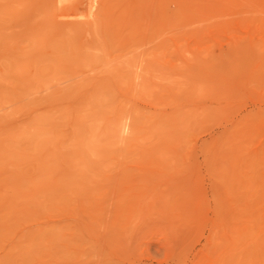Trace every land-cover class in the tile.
<instances>
[{
	"label": "rangeland",
	"instance_id": "rangeland-1",
	"mask_svg": "<svg viewBox=\"0 0 264 264\" xmlns=\"http://www.w3.org/2000/svg\"><path fill=\"white\" fill-rule=\"evenodd\" d=\"M10 1L0 0V54L17 52L30 24L72 21L92 43L94 17L50 24L47 0ZM123 2L111 38H131L133 63L112 78V103L130 129L104 150L112 161L70 167L61 156L35 173V192L10 185L16 175L29 187L31 163L0 167V264H264V0Z\"/></svg>",
	"mask_w": 264,
	"mask_h": 264
},
{
	"label": "bare ground",
	"instance_id": "bare-ground-1",
	"mask_svg": "<svg viewBox=\"0 0 264 264\" xmlns=\"http://www.w3.org/2000/svg\"><path fill=\"white\" fill-rule=\"evenodd\" d=\"M68 5L72 6L70 11L66 9ZM82 6L84 10H81ZM32 7L35 8V5L32 4ZM114 7H118L121 15L127 9L123 0H47L41 10V21L51 24L57 16L70 14L74 17L77 15L76 18L85 15L91 19L94 17L88 28L92 43L84 45L83 40L81 42L83 30L72 26L76 24L72 21L67 23L65 29L56 32L50 25L38 31V27L35 29L30 24V30L20 38L21 48L15 53L0 54V110L11 106V109L8 108L10 112L0 114V167L14 172L22 164L27 167L32 164L28 171L33 176L20 177L24 184L29 183V187L19 185L18 176L12 175L11 187L16 183L19 186L18 189L13 188L15 193L19 188V192H35L40 185V181L34 178L35 173L50 174L61 156L69 162L70 167H87L102 155L107 159L105 162H110L109 159L112 161L114 157L106 155L104 150L111 151L113 145L118 144L114 136L124 139L130 129L123 117L118 116L119 108L116 111L112 103L115 88L112 78L117 75L118 80L133 63L129 60L132 50L128 49L131 38L123 34L117 39L111 38ZM3 19L6 20L0 12V22ZM117 26L121 29L119 24ZM13 36L10 42L17 41L16 34ZM63 79L71 81L65 85L61 81ZM53 86L56 89L50 91ZM43 90L48 92L46 96L39 95ZM20 115H25L24 121H14L5 127L1 125L7 118ZM104 139L107 140L104 142ZM64 150H69L66 151L69 154H64ZM28 159H32V162H28ZM53 180L54 176L50 175L47 182ZM42 192L39 194L42 195ZM44 194L49 196L48 199L54 198L52 194V197ZM0 216L3 221L4 215L3 218ZM4 220L7 221V218ZM55 241L59 243L58 239Z\"/></svg>",
	"mask_w": 264,
	"mask_h": 264
}]
</instances>
